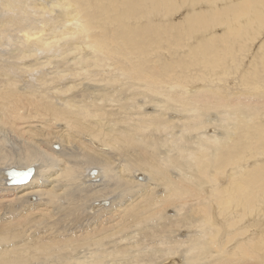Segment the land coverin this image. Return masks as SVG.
<instances>
[{
	"label": "bare ground",
	"instance_id": "1",
	"mask_svg": "<svg viewBox=\"0 0 264 264\" xmlns=\"http://www.w3.org/2000/svg\"><path fill=\"white\" fill-rule=\"evenodd\" d=\"M0 15V264H264V0Z\"/></svg>",
	"mask_w": 264,
	"mask_h": 264
},
{
	"label": "rangeland",
	"instance_id": "2",
	"mask_svg": "<svg viewBox=\"0 0 264 264\" xmlns=\"http://www.w3.org/2000/svg\"><path fill=\"white\" fill-rule=\"evenodd\" d=\"M204 3H201V7H198V9H206V7L203 5ZM202 6H204V7H202ZM183 12H186V11H182L180 14H181V16L182 15H184V13ZM180 16V17H181ZM0 17H1V15H0ZM242 21L244 20V19H241ZM263 29V28H262ZM215 31H218V32H216L217 34H219L220 32H222L223 30L222 29H216ZM220 31V32H219ZM263 33H264V29H263ZM194 34H196V32L194 33ZM196 35H198V34H196ZM239 36V35H238ZM237 36V37H238ZM240 37H242L241 35H240ZM245 37V36H244ZM257 40V41H256ZM256 40H255V44L254 43H252L251 45H250V47H249V52H248V55L250 54V57L252 58V57H254V55H255V52H258L259 51V46H260V44L262 43V42H264V35L263 34H261V36L260 35H257V38H256ZM253 41V40H252ZM236 42H237V40H236ZM258 50V51H257ZM251 53H252V55H251ZM249 60V57H247V60H244V62L246 63L247 61ZM251 60V59H250ZM249 62V61H248ZM248 62H247V64H248ZM244 63V65L246 66V64ZM199 67V65H197L196 66V68H198ZM203 67H201V69H202ZM204 69V68H203ZM197 84H199L198 82H197ZM88 87V86H87ZM87 87H85L84 86V88H86L87 89ZM195 88V89H194ZM199 89V86H194L193 87V89H189L191 92H193L194 90H198ZM238 89H235V91H237ZM239 91H240V89H239ZM215 118L213 117V118H211V120H214ZM58 146V147H57ZM52 147L53 148H59V145H58V143L57 142H55V144L53 143V145H52ZM257 162H259V163H264V155H261L260 153H257L255 156H252L251 158H250V160L248 161V163L250 164V165H254L255 163H257ZM14 166V165H13ZM16 166H18V168L17 169H19V167L20 168H24V167H26V164L24 165V164H22L21 166H20V164L18 165H16ZM14 168H16V167H14ZM8 176V175H7ZM105 200H107V199H105ZM108 202H109V200H107ZM106 201V202H107ZM108 202H107V204L106 205H108ZM101 206V205H100ZM264 209V205H262V207H261V211ZM262 217V216H261ZM263 219V220H262ZM260 220H262V221H259L258 223H260V222H263V224H262V228H264V217H262V218H260ZM255 228L257 229V226H255ZM258 230V229H257ZM86 234L84 233L80 238H83L84 236H85ZM182 236V235H181Z\"/></svg>",
	"mask_w": 264,
	"mask_h": 264
},
{
	"label": "water",
	"instance_id": "3",
	"mask_svg": "<svg viewBox=\"0 0 264 264\" xmlns=\"http://www.w3.org/2000/svg\"><path fill=\"white\" fill-rule=\"evenodd\" d=\"M7 175L12 182H24L30 178L27 170L9 169Z\"/></svg>",
	"mask_w": 264,
	"mask_h": 264
}]
</instances>
